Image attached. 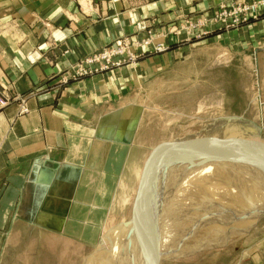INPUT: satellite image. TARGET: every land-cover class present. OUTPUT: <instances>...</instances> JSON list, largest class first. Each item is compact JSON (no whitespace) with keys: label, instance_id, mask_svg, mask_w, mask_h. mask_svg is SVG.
I'll list each match as a JSON object with an SVG mask.
<instances>
[{"label":"rangeland","instance_id":"rangeland-1","mask_svg":"<svg viewBox=\"0 0 264 264\" xmlns=\"http://www.w3.org/2000/svg\"><path fill=\"white\" fill-rule=\"evenodd\" d=\"M263 31L264 0H223L204 12L178 17L165 30L155 33L149 28L134 36L118 37L72 62L64 82L129 64L136 67L141 59L173 49H179L180 58L182 55L171 71L151 78L142 87L133 105L110 113L109 119L119 130L116 138L104 136L113 143L92 142L97 153L93 160L104 168L95 171L96 177L102 175L103 179L94 184L90 195L89 189L84 192L86 202L76 207V221L67 224L71 230H66L64 222L54 226L50 220L55 216L49 214L38 217L46 221H36L40 207L35 205L37 193L32 190L25 204L19 205L5 224L0 223V264H131V256L137 252L143 259L147 252L154 253L151 264H264V184L253 183L254 177H264V170L237 181L243 190L232 196L235 200L229 207L207 200V209L190 215L192 219L180 212L195 199L194 192L186 196V187L189 191L199 186L201 194L224 186L225 180L214 178L217 169L228 165L220 159L221 151H235L240 146L264 151ZM149 34L153 43L164 45L163 50L132 48L134 64L128 60L134 55L127 54L123 58L128 63L118 68L82 76L72 71L74 64L110 49L119 39L135 42ZM4 92L1 87L0 100L8 106L12 100ZM22 101L27 105L25 97L14 101L20 115L29 112L26 106L28 111L20 113ZM96 131L98 134L99 128ZM94 132L89 130L90 138ZM96 143L105 157L98 156ZM115 143L114 151H123L116 185L114 178L107 179L105 174L107 154ZM204 167L212 175L200 181ZM116 168L115 162L113 172ZM246 183L250 187L243 186ZM225 187L223 192L237 191ZM250 188V196H238ZM15 195L16 191L9 194L1 220L7 217ZM232 207L244 209L242 224L217 217ZM208 209L212 216L206 220ZM253 210L261 211L254 221L256 215H248ZM161 252L169 254V259Z\"/></svg>","mask_w":264,"mask_h":264},{"label":"crops","instance_id":"crops-1","mask_svg":"<svg viewBox=\"0 0 264 264\" xmlns=\"http://www.w3.org/2000/svg\"><path fill=\"white\" fill-rule=\"evenodd\" d=\"M222 1L0 0V89L12 100L0 109V223L5 224L33 190L40 207L36 221H46L38 217L49 214L55 216L50 220L54 226L64 222L70 231L76 207L86 202L84 192L89 189L90 195L103 179L96 177L95 171L104 168L93 160L97 153L92 142L113 143L104 136L116 138L119 130L110 113L133 105L142 87L171 71L182 55L173 49L141 59L136 67L129 64L64 82L67 67L118 37L149 28L155 33L165 30L178 17L204 12ZM17 97L27 99V114H19ZM89 130L95 131L92 138ZM116 143L107 154L105 172L115 185L123 155L114 151ZM98 156L105 154L99 151ZM11 191H16L14 201L1 220Z\"/></svg>","mask_w":264,"mask_h":264},{"label":"bare ground","instance_id":"bare-ground-1","mask_svg":"<svg viewBox=\"0 0 264 264\" xmlns=\"http://www.w3.org/2000/svg\"><path fill=\"white\" fill-rule=\"evenodd\" d=\"M248 147L249 146H247V148ZM245 149L246 148H243L242 146H240L239 148H236L235 151H232V150L225 151L223 149L224 152L221 151L218 154L220 159L221 160L224 159L228 164V165H223L222 168L217 169L218 173H217V175L214 176L215 180H219V181L225 180L226 181L225 184H223L224 186L222 188L219 189V187H217V188H214L213 190H210V191L208 190L205 193H201V194H200V191L197 189L199 186H193L191 189H189V191H188L187 187L185 188L184 193H186V196H188L187 195L188 192H189V194L194 192L195 193V199L193 201H190V207L189 208H186V209L184 208L183 210L180 211L182 213V215H185L186 218L191 217V219H192L193 217L190 215L194 214V216H195L199 213H202L205 209H207V207H208V204H206L207 200L208 201L215 200V202L217 204H224L227 207H229L231 205V203L235 200V199H233L232 196L233 195L235 196L237 194V192H241L243 190V188H241V187L239 188L240 184H238L237 181H243L246 178H251V174H257L258 172L260 173L264 170V151H261V150L258 151V148H255L256 149L255 151L249 150V149L245 150ZM251 152H253V153H251ZM200 172H201V178L199 177L200 181H205L206 179L210 178L212 175L210 172L207 171L206 167H204ZM246 181L250 182L248 180H246ZM253 183L264 184V177H262V176L254 177ZM228 185L232 186V190H234V191L237 190V191L233 192V194H231L232 192L231 193L223 192L226 189L225 186H228ZM244 185L250 187V184H248V183L243 184V186ZM252 189L253 188H250L247 192H243L246 194L239 193L238 196H241V195L250 196ZM257 194L261 195L262 191L261 192L257 191ZM259 195H257V196H259ZM188 204L189 203H186L185 206H187ZM171 205H174V206H172L173 208L174 207L176 208L178 206L176 201H173ZM212 205H213V208L215 209L216 204L214 205V203H213ZM236 205H239V204H236ZM190 208H191V211H189ZM243 210L244 209H242L240 207H232L229 210H227L226 212L220 213L217 217L222 219L223 221L225 220L226 222H228L230 224H242L245 221V216H246L243 213ZM260 212L261 211L254 212V210H253V212L251 211L250 213H248V215L249 216L256 215L255 218L252 220V221H254L256 219V217L260 214ZM206 213L207 214L205 215V219L209 220V217L212 216V212H211V210L208 209L206 211ZM191 219H189V220H191ZM189 220L186 222V225H188L187 223L189 222ZM202 220H203V215H202ZM192 229L194 231V227L190 228V230H192ZM135 253H136V251H135ZM165 253L164 254L162 253L163 256L165 255ZM153 255H154V253L151 254L150 252H147L146 256H145V258L147 259L146 260V259L142 258L141 252H139V253L137 252V254H132V256H131L132 259L130 260V263L131 264H143V263L144 264H146V263L151 264L150 260L153 263V259H151ZM166 256L168 257L169 254ZM166 256H164V257L166 258ZM122 259H123V257H122ZM168 259H169V257H168Z\"/></svg>","mask_w":264,"mask_h":264},{"label":"built area","instance_id":"built-area-1","mask_svg":"<svg viewBox=\"0 0 264 264\" xmlns=\"http://www.w3.org/2000/svg\"><path fill=\"white\" fill-rule=\"evenodd\" d=\"M263 3V2H261ZM255 7V5H254ZM240 10V9H239ZM151 34L147 37L138 39L135 42H131L128 38L119 39L114 42V45L110 49H102L100 53L93 54L84 59L81 62H78L72 66V71L76 76H82L87 74H92L93 72L105 71L112 68H118L122 64L128 63L123 56L133 54L131 52L132 48L138 47H150L155 51L163 50L164 45L162 43L155 44L151 41ZM99 52V51H98ZM134 55V54H133ZM135 63V55L132 58L128 59ZM89 65H94L93 67H89ZM98 66V67H96ZM5 101L0 100V107H5L7 104ZM26 101H22V106L20 107V113H26L28 111L26 107Z\"/></svg>","mask_w":264,"mask_h":264}]
</instances>
